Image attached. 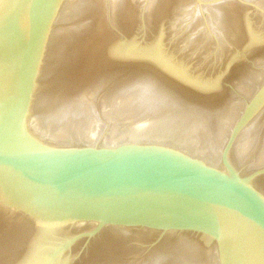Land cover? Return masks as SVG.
Returning <instances> with one entry per match:
<instances>
[{"label":"water","instance_id":"95a60500","mask_svg":"<svg viewBox=\"0 0 264 264\" xmlns=\"http://www.w3.org/2000/svg\"><path fill=\"white\" fill-rule=\"evenodd\" d=\"M0 264H264V0H0Z\"/></svg>","mask_w":264,"mask_h":264}]
</instances>
